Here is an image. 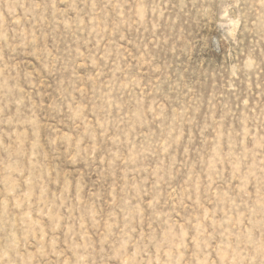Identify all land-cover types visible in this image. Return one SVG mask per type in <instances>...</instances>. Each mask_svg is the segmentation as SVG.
Returning <instances> with one entry per match:
<instances>
[{"label":"rangeland","instance_id":"rangeland-1","mask_svg":"<svg viewBox=\"0 0 264 264\" xmlns=\"http://www.w3.org/2000/svg\"><path fill=\"white\" fill-rule=\"evenodd\" d=\"M0 264H264V0H0Z\"/></svg>","mask_w":264,"mask_h":264}]
</instances>
